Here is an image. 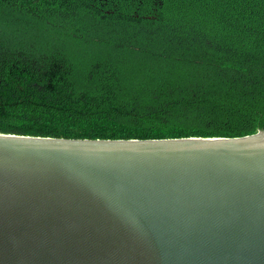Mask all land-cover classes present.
<instances>
[{"label":"trees","instance_id":"1","mask_svg":"<svg viewBox=\"0 0 264 264\" xmlns=\"http://www.w3.org/2000/svg\"><path fill=\"white\" fill-rule=\"evenodd\" d=\"M264 129V0H0V133Z\"/></svg>","mask_w":264,"mask_h":264},{"label":"water","instance_id":"2","mask_svg":"<svg viewBox=\"0 0 264 264\" xmlns=\"http://www.w3.org/2000/svg\"><path fill=\"white\" fill-rule=\"evenodd\" d=\"M0 264H264V129L0 133Z\"/></svg>","mask_w":264,"mask_h":264}]
</instances>
